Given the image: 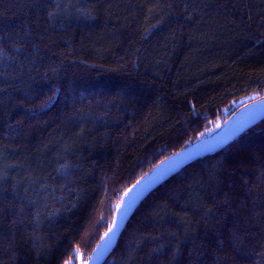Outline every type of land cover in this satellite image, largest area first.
I'll return each instance as SVG.
<instances>
[{
    "label": "trees",
    "instance_id": "16d2710c",
    "mask_svg": "<svg viewBox=\"0 0 264 264\" xmlns=\"http://www.w3.org/2000/svg\"><path fill=\"white\" fill-rule=\"evenodd\" d=\"M102 2L112 5L110 14L99 9L95 20L64 19L49 28L45 19L22 7L31 0H0V28L5 18L10 30L31 25L33 46L21 58L32 53L47 74L40 81L44 92L61 90L57 104L12 139L5 136L3 120L14 114L11 105L21 92H0V163L6 158L23 165L11 168L7 182H0V189H8L0 190V233L7 234L11 216L20 210L17 200L24 193L13 199L17 182L24 181L21 188L31 185L33 197L46 195L41 184L58 188L74 180L84 189L78 206L52 223L51 231L45 228L54 248L48 264H62L60 253L77 245L81 254L75 264H87L124 193L142 175L224 129L241 108L264 98V0ZM156 4L160 7L149 16L147 8ZM185 4L196 7L186 12ZM21 79L30 83L26 76ZM73 109H82L93 129L86 137L77 138ZM61 142L72 145L81 165L67 179L56 172ZM261 144L264 121L162 183L136 210L105 264H159L151 255L152 237L179 230L176 212L191 221L208 246L215 245L218 233L229 238L237 221L248 227L252 212L261 210L259 198L231 180L256 167L253 152L259 155ZM225 194L231 207L220 204ZM207 208L213 215H205ZM30 211L25 208L24 215ZM251 223L256 230L264 221ZM0 264H12L3 251Z\"/></svg>",
    "mask_w": 264,
    "mask_h": 264
},
{
    "label": "snow or ice",
    "instance_id": "6c2138e0",
    "mask_svg": "<svg viewBox=\"0 0 264 264\" xmlns=\"http://www.w3.org/2000/svg\"><path fill=\"white\" fill-rule=\"evenodd\" d=\"M22 7L31 9L37 20L45 19L48 27L51 28L56 21L62 22L64 19L95 20L98 18L99 9H103L105 14H110L109 10L112 5H105L102 0H94V2H85V0H31L30 4L22 5ZM158 7H160L159 4L148 7L149 16ZM167 7L171 8L173 6L167 5ZM195 7L196 5H184L186 12ZM244 7L247 8V5H244ZM168 14L171 15V13ZM188 18L191 19L190 16ZM8 19L10 18H5L4 25L0 28V84L3 85V87H0V92L9 95V89L21 92L18 103L11 105L14 114L6 116L3 120L6 128L5 136L12 139L19 135L28 121L38 119V117L50 111L59 101L58 94L61 90L56 88L51 94L44 92L40 81L47 80V74H42L36 61L31 59L32 53H29L24 59L21 58L33 46L31 42L33 35L31 25L25 24L19 30L15 28L10 30ZM158 23H162V19ZM156 26L154 24L152 28ZM152 28H149L145 35H148ZM24 68H27L28 71L25 72ZM49 71L55 73L56 70L52 68ZM23 76H26L30 83L24 84L21 79ZM29 105H32V107H29ZM73 110L76 111L77 116L70 117V119H72L73 126L79 128L77 138L86 137L93 129L87 127V118L84 116L82 109ZM244 127L245 125L241 124L232 128L229 135H237ZM226 139L227 137L215 141L212 147L222 145ZM201 146L204 148L209 147L207 141L198 145V147ZM4 147L7 148V145ZM57 151L59 166L56 172L67 179L81 165L75 159L72 145L61 142ZM193 158V152L181 149V152L174 154L172 158H169V161L170 165L175 167L177 161L190 162ZM253 158L257 161L256 167L250 173L246 172L239 177L233 176L231 185H239L247 194L259 198L261 210L252 212L251 221L261 223V221H264V144L260 146L259 155L253 152ZM16 167L22 168L23 165L9 164L7 159L3 158V162L0 163V182H7L9 170ZM166 173L167 169H163L158 165L152 174L142 175L132 185V188L124 193L126 199L121 201V206L125 209V215H127V210L131 209L137 200ZM229 174L231 175V173ZM12 179L15 180V177H12ZM23 183L24 181H19L13 185L14 200H17L21 190L24 195L17 200V206L20 210L11 216L10 223L6 226L7 234L0 233V236H2L0 238V251H3L10 258L12 264H48L54 248L51 242L52 237L45 233V228L47 227L51 231L52 223L62 217L63 214L76 208L81 196L84 194V189L74 180L59 185L58 188L49 184H41L40 188L44 190L46 195L40 197L37 193V196L33 197L29 194L31 185L21 188ZM49 189L52 190L49 191ZM0 190L8 191L6 188ZM57 191L60 195L56 194ZM220 204L231 207V201L227 194L220 201ZM252 204L255 208L257 205L255 198H252ZM56 205H59V207H56ZM167 207V204H165L163 208H160V211H164ZM241 207H245V205L242 204ZM25 208L32 209L27 216L24 215ZM160 211L153 214L159 215ZM174 215L182 222L178 225L179 230L168 229L152 237L155 247L151 249V255L157 258L159 264H165V262L166 264H264V224L253 230L251 221L248 227H244L241 221H237L228 232L229 238L226 239L223 234L218 233L215 238V245L208 246L200 238L198 229L192 227L191 221L184 220L179 212L174 213ZM205 215H213V210L207 208ZM5 219H8V217H5ZM45 221H48V223L45 224ZM28 227H31V232L27 231ZM117 227V222L113 221L108 232L104 233L106 246L114 238ZM17 229H21V231L18 233ZM99 248H101V245H97V249ZM80 254L81 250L77 245L68 252H61L60 259L62 264H75V261L80 258ZM65 255H67V259H64ZM98 255L99 253L94 252L92 256L88 257L89 261Z\"/></svg>",
    "mask_w": 264,
    "mask_h": 264
},
{
    "label": "water",
    "instance_id": "95a60500",
    "mask_svg": "<svg viewBox=\"0 0 264 264\" xmlns=\"http://www.w3.org/2000/svg\"><path fill=\"white\" fill-rule=\"evenodd\" d=\"M263 121H264V98H261V99L255 100V101L247 104L243 108H241L234 115L232 121L228 124L227 127L218 131L214 135L201 140L197 144L187 148L188 151H191L194 153V158L192 161H190V162L189 161H183V162L177 161L176 166L173 167L170 165V161H169V158H172L174 156V155H172L171 157L165 159L163 161V164L161 162L159 164V166H161L163 169H167L166 175L162 176L161 179L156 184L152 185L145 192V194L139 200H137L136 204L133 205V207L131 209L127 210V215H125V209H124V207L121 206V202H120L119 207H118L117 212H116V215H115V220H114L118 224V227L115 230L114 238L111 240V243L106 246L105 245L106 238L104 236L99 243V245H101V248H99V249L96 248V250H95V252L99 253V255L97 257H95L93 260L88 261L87 264H105V262L108 260V258L111 256V254L114 252V250L117 246V243L122 236V233L124 232L127 224L129 223L130 219L132 218V216L134 215L136 210L139 208V206L142 204V202L153 191H155L162 183H164L169 178L173 177L174 175H176L177 173H179L180 171H182L184 168L191 165L192 163H194L198 160L204 159L208 156L214 155L217 152L223 150L228 145L233 143L237 138H239L241 135H243L246 131L250 130L251 128H253L257 125H259ZM241 124L245 125L244 129L241 132H239L235 136L229 135L230 130L232 128H235ZM225 137H227V139L225 140V142L222 145H220L218 147H212V144L215 141H217L221 138H225ZM204 141L208 142L209 147L208 148H204L203 146L198 147V145H201L202 142H204ZM156 168H157V166L154 169H156ZM152 172H150L149 175L152 174ZM124 199H126L125 196L122 198V200H124Z\"/></svg>",
    "mask_w": 264,
    "mask_h": 264
}]
</instances>
